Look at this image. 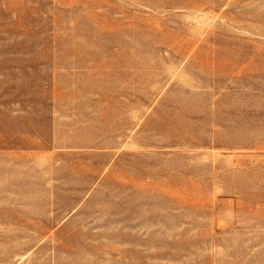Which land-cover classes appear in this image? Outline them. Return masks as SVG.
Masks as SVG:
<instances>
[{
	"label": "rangeland",
	"instance_id": "1",
	"mask_svg": "<svg viewBox=\"0 0 264 264\" xmlns=\"http://www.w3.org/2000/svg\"><path fill=\"white\" fill-rule=\"evenodd\" d=\"M0 264H264V0H0Z\"/></svg>",
	"mask_w": 264,
	"mask_h": 264
}]
</instances>
